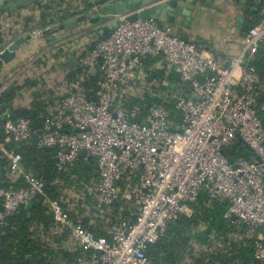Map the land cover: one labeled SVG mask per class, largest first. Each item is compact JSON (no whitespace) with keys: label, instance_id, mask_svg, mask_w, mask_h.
<instances>
[{"label":"built area","instance_id":"1","mask_svg":"<svg viewBox=\"0 0 264 264\" xmlns=\"http://www.w3.org/2000/svg\"><path fill=\"white\" fill-rule=\"evenodd\" d=\"M241 3L247 6V0ZM251 9L260 20L241 35L235 56L218 58L181 39L172 25L152 18L124 22L76 56L79 67L86 73L94 69L99 76L97 99L73 92L50 101L39 129L28 119L11 121L9 113L0 114L6 142L19 144L36 136L39 147H58L59 172L68 171L81 157L97 164L98 177L88 193L100 215L114 207L113 200L127 208L126 217L108 227L109 237L98 238L70 220L56 200H45L54 221L69 231L77 264H152L147 247L180 215L191 214L189 203L202 191L209 198H226L225 217L234 215L256 230L253 260L235 258L228 264H264V124L258 114L264 113V81L246 66V59L264 42V0H253ZM148 57L160 58L166 74L175 71L191 84L193 94L178 98L171 109L166 106L168 96L152 92L160 103L131 122L126 109L114 102L115 93L142 79ZM26 70L34 74L27 67L13 80L0 82V97L11 82L23 85ZM33 78L40 80L36 74ZM238 140L258 159L231 160L228 150ZM3 153L10 163L8 177L23 175L27 186L0 191V220L35 197H46L44 183L23 173L20 157Z\"/></svg>","mask_w":264,"mask_h":264},{"label":"trees","instance_id":"2","mask_svg":"<svg viewBox=\"0 0 264 264\" xmlns=\"http://www.w3.org/2000/svg\"><path fill=\"white\" fill-rule=\"evenodd\" d=\"M64 2L66 3V0H48L36 3L31 8L42 11L40 14L42 22L71 7L72 4H67L61 8L62 4L65 5ZM252 7L253 0H247L245 16L253 26L260 18ZM3 15L6 19H17L19 22L22 20V24L20 23V27L14 32L10 29L8 34L1 30L0 25V49L12 35L17 36L20 34L18 31L26 30L31 21L29 17L17 18V12ZM3 20H0V23ZM94 45L92 43L89 50ZM246 66L250 72L264 81V42L252 57L246 59ZM142 73L141 80L129 82L115 93L114 102L126 109L131 122L140 121L149 107L160 103L158 98L151 95L152 92L168 96L166 106L171 109L178 98H189L193 94L191 84L182 82L175 71L166 74L164 64L158 57L146 58ZM66 79L68 83L79 81L80 92L97 99L99 95L97 73H86L78 66L66 76ZM36 82L33 79H25L21 87L14 88L11 98L20 88L31 89ZM51 94H44L45 99L41 97L34 99L28 107L14 108L8 103L9 119L11 121L28 119L33 128H41L43 116L51 104L47 97ZM2 102L3 97H0V105ZM173 112L176 119H179L180 114ZM258 114L264 124V113ZM3 150L18 155L23 173L30 174L33 179L44 183L46 197L37 196L29 204L19 206L13 214L0 220V264H77L78 251L74 250L70 233L54 221L46 199L56 200L70 220L98 238H108V227L128 214L127 208L122 205L112 207L105 215L95 211L88 193L92 181L98 177L93 161L81 157L68 171L59 172L56 169L58 147H39L36 136L19 144L6 142L2 130H0V191L27 186L23 175H18L14 180L8 177L10 163ZM228 157L234 161L238 158L253 159L250 151L240 140L228 150ZM189 206L192 210L189 216L180 215L176 221L166 226L162 236L154 244L147 247L145 253L152 264H228L235 258L245 263L253 260L252 247L256 230H251L239 220L225 217L227 204L219 199L209 198L207 193L202 191ZM2 210L0 196V213Z\"/></svg>","mask_w":264,"mask_h":264},{"label":"water","instance_id":"3","mask_svg":"<svg viewBox=\"0 0 264 264\" xmlns=\"http://www.w3.org/2000/svg\"><path fill=\"white\" fill-rule=\"evenodd\" d=\"M48 0H0V14L10 12H22L31 8L32 5ZM71 7L52 16L46 21L37 23L38 28L33 32L28 30L24 35L12 37L9 43H6L0 51V82L13 80L15 74L27 69L29 65L35 67L41 64V60L47 59V55L52 59L64 60V64L73 70L78 65L77 57L70 55L76 52L75 43L79 40L92 37L104 40L112 31L116 30L119 25L124 22H134L138 19L147 20L154 17L176 19L179 15L185 17V26H189L191 14L195 11L197 3H203L205 8H211L214 0H74ZM83 1V2H82ZM203 15V10L199 9L198 16ZM237 20L244 24L248 29L251 24L244 22V18L240 15ZM36 32V33H35ZM181 39L188 41L186 37ZM44 40L42 51L37 53L34 60L25 64L22 68L7 69L16 57L20 46L27 41ZM70 55V56H69ZM94 73V69L91 70ZM12 74L10 77L9 75ZM8 77V78H7ZM17 86L11 82L2 94L3 102L0 105V113L5 116L8 103L16 95L12 97V91ZM22 89V88H20ZM17 90L16 92H18ZM38 95L36 91L33 96ZM145 125V122L142 123ZM251 155L258 159L247 143H244ZM91 160V158H89ZM95 168L97 164L95 163ZM223 203H227V199H222ZM118 201L113 200L111 205L116 207ZM29 204V203H28ZM236 220L233 215L231 217Z\"/></svg>","mask_w":264,"mask_h":264},{"label":"crops","instance_id":"4","mask_svg":"<svg viewBox=\"0 0 264 264\" xmlns=\"http://www.w3.org/2000/svg\"><path fill=\"white\" fill-rule=\"evenodd\" d=\"M67 2L65 5H61L62 7H65L67 4L75 3L74 0H66ZM246 8L247 6H242L241 0H214L211 8H205L203 3H197L195 11L191 14V21L189 26H185V17L179 15L175 20L172 18H161L154 17L152 19L157 20L163 25H172L174 27V32L179 37L183 36L190 41L191 35H194V41L197 44H199L200 47H202L204 50L212 52L214 56H217L218 58L224 59L228 57L235 56L239 52L240 48V37L242 34H244L247 31V27L244 24L239 23L237 18L241 15L244 18V22H248V18H246ZM30 9V8H29ZM37 9V8H36ZM199 9L203 10V15L201 17L198 16ZM39 10V9H38ZM25 12V10H24ZM19 14V13H18ZM23 14V13H22ZM23 16V15H22ZM6 19L5 15L0 14V19ZM31 19V18H30ZM6 20H10L6 19ZM3 20V21H6ZM2 21V22H3ZM209 22V27L204 28L206 25V22ZM41 22V21H40ZM35 21L31 20L29 22V25L26 27V30L18 31L17 33L20 35H24L29 30H34L38 28L37 23ZM9 24L11 23H7ZM12 25V24H11ZM203 25V26H202ZM16 27H20V24ZM201 27V28H200ZM203 28V29H202ZM190 30H194L195 32L189 35ZM13 32L16 31V28L12 30ZM36 33V32H35ZM217 34H220L222 43L224 44L222 52L217 49H214L213 43L215 42V36ZM17 35V34H16ZM15 36V35H14ZM13 35L7 40L6 43H9L14 37ZM16 37V36H15ZM99 36L96 35V37H92L90 39H86V42L84 43H75L77 45L78 50L75 53H72L70 55L77 56L78 53H84L85 51H88L90 46L96 43V39ZM236 41L238 43L236 44ZM44 45V40H36V41H27L22 46H20L19 51L16 54L15 59L6 66V68L9 69H15V68H22L25 64H28L34 60V57L37 56V53L42 51ZM69 55V56H70ZM65 60V58H64ZM64 60H58L52 65L53 73L56 75L55 82L50 85L51 87L46 88L43 86L42 82L40 80L34 79V74L26 76L27 79H33L36 80V84L31 88L22 92H18V97L22 94H27V99L24 101V103L20 107H28L32 101L36 98H43L44 94L52 93L51 95H48L47 101L53 102L59 97L64 96L65 94L69 93V87L68 82L66 79V76L73 70H70L65 64ZM40 62H38L39 64ZM29 67L32 70H35V68L32 65H29ZM78 67V65L76 66ZM75 67V68H76ZM95 73V72H94ZM12 74L9 75V77ZM8 78V77H7ZM11 78V77H10ZM42 85V88H39ZM68 88V89H67ZM65 90V91H63ZM38 92V95L33 96V93ZM17 93V92H16ZM16 96V95H15ZM46 98V97H45Z\"/></svg>","mask_w":264,"mask_h":264},{"label":"rangeland","instance_id":"5","mask_svg":"<svg viewBox=\"0 0 264 264\" xmlns=\"http://www.w3.org/2000/svg\"><path fill=\"white\" fill-rule=\"evenodd\" d=\"M41 12H42L41 10H38L36 8H30V9L25 10V12L24 11L18 12L19 13L17 15L18 17L17 16L16 17L17 18L20 17V18H23V19L25 17L26 18L29 17V18H31V20L35 21V23H39L41 21V19H42L40 17ZM49 18H51V17H49ZM0 20H3V18L0 19ZM21 21L19 22V20H17V19H10V20L3 21L2 23H0V25L2 26L1 30L3 32H5V33L7 32V34H8V33H10V31H9L10 29H13V28L14 29L15 28L18 29L19 27H16V26L19 25L20 23L22 24ZM45 21L47 22V20H45ZM8 22L11 23L12 25L9 24V26H7ZM208 23L209 22L207 21L206 25L204 26V28L209 27ZM194 32H195L194 30H190L189 35H191ZM194 38H195L194 35H191L190 41H194L195 40ZM214 38H215V42L213 43L214 49H217V50L220 49V51L222 52L224 44L222 43V39H221L220 34H217ZM84 42H86V38H83V39L79 40L77 43L81 44V43H84ZM237 43H238V41H236V44ZM239 43H240V40H239ZM53 61L54 60L52 58H49L48 61H47V59H43V60H41L40 67L37 68L36 70H34V74H36L39 77V79L42 82L43 86L46 87V88L51 87L50 85H52V83L55 82V79H57L56 75L53 73V70L51 69L52 66H53L52 65ZM45 64H46V66H45ZM25 75L30 77L32 75V73H31L30 70H26L25 71ZM142 77H143V73H140V78L139 79H141ZM68 87H69V93H71V92L72 93L73 92L79 93L80 92L79 81L78 82L77 81L69 82L68 83ZM39 88H42V85L40 86V84H39ZM63 91H65V90H63ZM27 96L28 95L26 93L20 95L19 97L16 94V96L9 102V104H11V106L14 107V108L18 107V106H21L24 103V101L27 99Z\"/></svg>","mask_w":264,"mask_h":264}]
</instances>
